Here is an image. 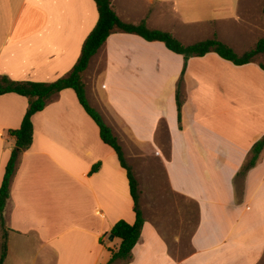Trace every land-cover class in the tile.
Wrapping results in <instances>:
<instances>
[{"label":"crops","instance_id":"1","mask_svg":"<svg viewBox=\"0 0 264 264\" xmlns=\"http://www.w3.org/2000/svg\"><path fill=\"white\" fill-rule=\"evenodd\" d=\"M110 5L123 23H144L184 46L215 36L240 55L264 38V0ZM97 21L93 0H0V76H67ZM260 64L236 66L212 52L185 61L161 42L119 31L90 59L87 101L138 175L144 219L130 258L114 264H264V149L247 167L264 136ZM27 106L17 94L0 96V186L15 148L8 131ZM32 126L3 212V264H107L120 245L112 227L135 222L125 170L71 89L52 96Z\"/></svg>","mask_w":264,"mask_h":264},{"label":"trees","instance_id":"2","mask_svg":"<svg viewBox=\"0 0 264 264\" xmlns=\"http://www.w3.org/2000/svg\"><path fill=\"white\" fill-rule=\"evenodd\" d=\"M93 1L98 11V21L85 39L81 48L80 56L67 76L52 83L15 82L6 76H0V96L8 93H14L25 97L28 102L20 127L18 129L8 131V136L15 141V148L12 150L9 160L5 166L0 186V224L4 226L3 212L9 198L11 181L16 170L17 161L21 153L27 151L32 144V117L45 108L47 102L52 96L58 94L62 90L71 89L74 91L81 107L98 127L101 141L105 145L109 146L116 154L120 167L125 170L128 180L129 191L133 201L135 222L130 225L125 221H119L112 227L110 235L120 240L118 250L111 253V258L107 263L114 264L118 261H127L130 258L134 246L140 239L144 219L139 208L140 192L138 190V183L131 168L127 165L124 159L122 148L119 145L117 138L113 135L111 129L104 123L99 113L93 109L87 101L85 85L82 81V74L87 69L90 59L97 53L98 49L104 44L110 34L115 31H119L139 36L148 42H161L169 51L182 56L185 61L194 57H202L212 52L225 61L231 62L236 66H242L253 62L257 55L264 54V38L260 39L255 47L246 52L243 56L237 55L227 45L218 41L215 36L211 39L201 41L193 45L184 46L171 34L157 30H149L146 28L144 23L139 25L123 23L112 10L110 0ZM260 68L264 71V63L260 65ZM176 102L178 120H180L181 103L178 96L176 97ZM263 149L264 136L252 146V157L247 167H251L255 164ZM97 168L98 166H95L92 171L97 170ZM6 255L7 233L4 232L2 235L0 264H3Z\"/></svg>","mask_w":264,"mask_h":264},{"label":"rangeland","instance_id":"3","mask_svg":"<svg viewBox=\"0 0 264 264\" xmlns=\"http://www.w3.org/2000/svg\"><path fill=\"white\" fill-rule=\"evenodd\" d=\"M257 44V43H256ZM237 54V53H236ZM245 54V53H244ZM244 54H237V55H239V56H243ZM258 57V55L255 57V59ZM253 62H255V63H257V64H259V63H261V64H263L264 63V54H259V57L257 58V60L255 61H253ZM252 63V62H251ZM260 64V65H261ZM176 108H177V103H176ZM181 114V113H180ZM177 118H178V112H177ZM179 121V120H178ZM105 123V122H104ZM106 124V123H105ZM123 148H124V151L125 152H127V148L125 147V146H123ZM135 177H136V181H137V177H138V175L137 174H135ZM149 177H150V175H148L147 176V181H149ZM140 183H141V181H140ZM138 190H139V184H138ZM140 192V191H139ZM4 232H6L5 231V229H4V227L0 224V251H1V244H2V235L4 234Z\"/></svg>","mask_w":264,"mask_h":264},{"label":"water","instance_id":"4","mask_svg":"<svg viewBox=\"0 0 264 264\" xmlns=\"http://www.w3.org/2000/svg\"><path fill=\"white\" fill-rule=\"evenodd\" d=\"M111 237V239H113L114 237L113 236H110Z\"/></svg>","mask_w":264,"mask_h":264}]
</instances>
